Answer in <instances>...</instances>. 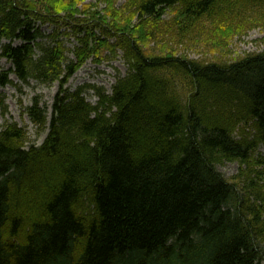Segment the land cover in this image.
<instances>
[{"label": "trees", "instance_id": "trees-1", "mask_svg": "<svg viewBox=\"0 0 264 264\" xmlns=\"http://www.w3.org/2000/svg\"><path fill=\"white\" fill-rule=\"evenodd\" d=\"M84 1L0 0L1 55L23 82L60 84L41 145L15 123L0 131V264H264V49L231 61L146 50L165 31L214 41L264 0ZM118 51L129 72L112 93L64 88ZM28 114L45 129L39 100Z\"/></svg>", "mask_w": 264, "mask_h": 264}, {"label": "rangeland", "instance_id": "rangeland-1", "mask_svg": "<svg viewBox=\"0 0 264 264\" xmlns=\"http://www.w3.org/2000/svg\"><path fill=\"white\" fill-rule=\"evenodd\" d=\"M89 1L91 0H85L83 4L85 5ZM117 2L120 5L125 0H118ZM251 12L252 15L248 14L244 17V21L230 25V30L224 31L226 35L217 32L218 38L214 41H207L208 36L205 33L203 35L198 33L194 41H188L189 38L186 37L188 34L185 37L175 39L174 36L169 35L165 31L164 34L160 35V39L159 37L156 39V36H151L146 41L149 42L146 50L149 53H174L199 61H231L247 53L261 51L264 49V8L263 15L257 16L256 9ZM173 13L176 12L168 10L164 17L170 19L173 17ZM256 16L257 20L250 23ZM259 18L261 19L259 20ZM134 21L137 22V20ZM216 26L218 27L219 24H216ZM54 30L55 28L52 25L45 24L42 26V32L46 35L53 33ZM63 31H65V28H62L60 33L62 34ZM62 38L71 49L77 45V40L73 34H63ZM44 41L47 42V39H44ZM15 42L18 43L17 41ZM3 43H7V41L5 40ZM214 43L218 46H215ZM38 55L39 49L37 48L35 56ZM11 67H13V64L0 55V72L8 71ZM82 70L84 71V76L81 79L77 77L73 79L74 75L67 84L68 89L75 90L80 85L94 84L111 92L117 77L124 76L129 72L128 64L121 51H118L116 55L108 54L101 60L89 59L79 71ZM59 90L60 85L57 82L48 83L33 76L25 83L19 80L15 74H11L8 85L2 86L0 84V99H3L6 107L5 109L0 104V131L7 124L15 123L26 131L28 144H41L47 136L48 127L45 128L46 130H41L38 126H35L28 115V108L34 105L36 99L39 100L50 122L53 114L52 106ZM85 96L93 104L98 101L97 95L92 90H89ZM262 152H264V147L261 145L257 149L255 156ZM218 169L226 178L232 179L239 175L241 168L239 161H225L222 164H218ZM243 182L242 180V185ZM261 185L264 190V179L261 180ZM260 243L264 246V239Z\"/></svg>", "mask_w": 264, "mask_h": 264}, {"label": "bare ground", "instance_id": "bare-ground-1", "mask_svg": "<svg viewBox=\"0 0 264 264\" xmlns=\"http://www.w3.org/2000/svg\"><path fill=\"white\" fill-rule=\"evenodd\" d=\"M83 76H84V71H83V70H82V71H78V72L75 74V76L73 77V79H74L75 77L81 79Z\"/></svg>", "mask_w": 264, "mask_h": 264}]
</instances>
